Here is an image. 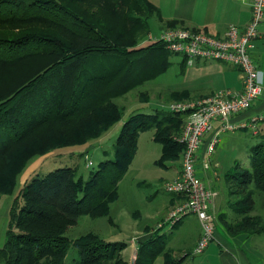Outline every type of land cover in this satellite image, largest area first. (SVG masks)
Masks as SVG:
<instances>
[{"label": "trees", "instance_id": "1", "mask_svg": "<svg viewBox=\"0 0 264 264\" xmlns=\"http://www.w3.org/2000/svg\"><path fill=\"white\" fill-rule=\"evenodd\" d=\"M156 15L150 0H0V195L16 194L34 158L100 139L124 117L115 100L168 71L173 55L164 44L139 46ZM29 60L33 66L20 70ZM185 118L165 110L133 113L112 157L104 151L87 179H78L73 167L31 178L12 203L0 264H66L72 246L78 264H127L126 243L93 233L72 241L65 232L82 216H109L143 132L154 130L163 148L157 165L180 161L185 146L174 137ZM250 152L249 169L237 163L225 175L238 198L231 206L241 216L234 225L224 222L232 236L264 233V219L250 215L256 192L264 201V140ZM168 238L157 231L141 239L135 264H154L160 256L165 264H184L190 253L174 259Z\"/></svg>", "mask_w": 264, "mask_h": 264}, {"label": "rangeland", "instance_id": "2", "mask_svg": "<svg viewBox=\"0 0 264 264\" xmlns=\"http://www.w3.org/2000/svg\"><path fill=\"white\" fill-rule=\"evenodd\" d=\"M156 23L157 21L155 19L150 20L151 31L158 34L161 28ZM147 40L148 37L146 39L144 38V40L139 42V46L152 44ZM172 55V65L166 73L148 82L143 87L132 90L127 95L115 100L124 109V117L105 136L97 140L89 141L83 146L56 149L30 161L28 167L19 177L16 194L11 196L0 195V249L6 243V233L14 198L23 188L24 184L30 181L31 178L36 175L47 174L59 168L73 167L76 169L78 179L83 176L87 179L92 171L97 170L99 162L104 159V151L106 154H110V158L112 157L113 148L120 134L121 127L133 113L153 114L156 110L167 111L166 106L169 104L186 101L183 99L177 100V98H174V95L171 97L169 95L170 93L172 94V90L179 87L180 83V69L178 64L181 59L175 54ZM33 62L32 60L24 62L20 66V70L25 69L29 65L32 67ZM172 97L173 99H171ZM236 131L224 132L217 137L218 141L213 158L207 160L202 165L203 167H201V169L206 171L210 170L211 167L215 169L216 162L212 160L217 161L219 167H217L218 172L214 178L216 181L219 179L224 181L225 175L229 171L235 170L237 163L242 165L243 168L249 169L251 159L250 150L248 149L247 151V148H251L261 142L257 137H253L251 133L246 134L245 132ZM177 137H174L176 142H178L176 140ZM162 149V146L154 141V130L143 132L139 137L138 151L134 160L119 184V198L110 205L109 216L100 218L82 216L75 224L68 225L65 232L66 237L73 241L85 234L93 233L107 242L126 243L127 248L122 252L123 259L127 264H135L139 241L146 237L145 235L148 230H154L155 232V229L162 225L161 222L158 223L160 220V213L158 211H160L164 202L169 200L171 196V194L165 191L164 185L173 180L164 181L172 178L173 173L166 166L156 164L162 155ZM203 149L204 147L201 146L199 157ZM181 163L182 159L180 158L179 162L168 163V165L180 167ZM207 188L215 194L216 198L219 196V193L223 194L226 198L224 210L219 215L214 213L213 223L215 225L218 224L217 227L214 226L216 228L215 241H213L214 245L225 241V246L236 255L240 263H245L240 256V252L242 251L245 259L250 264H264V234L251 238L248 236L234 238L224 224V222H227L228 224L234 225V223L241 220V216L231 206L232 202L238 199L236 196L230 195L231 187H228L227 184L226 187L223 185L220 187L219 193L209 187ZM259 193L256 192L257 196H255L256 210L250 215H260L264 219V201ZM24 203V199H20L19 208ZM167 215L164 220L168 217ZM198 221L194 215L188 216L179 224V227L174 233L183 235L185 240L188 241L191 236L197 233L199 228L201 229ZM185 224H187V230L183 229ZM165 229L172 230L170 225H166ZM161 232L164 231L158 233L161 234ZM223 236L228 237L229 241ZM78 260V252L72 246L68 251L66 264H78ZM187 262L190 264H220L214 258L213 260L207 259V257L201 254L195 257H189Z\"/></svg>", "mask_w": 264, "mask_h": 264}, {"label": "built area", "instance_id": "3", "mask_svg": "<svg viewBox=\"0 0 264 264\" xmlns=\"http://www.w3.org/2000/svg\"><path fill=\"white\" fill-rule=\"evenodd\" d=\"M251 6L252 18L244 28L230 25L224 37L197 32L185 28L166 29L159 36L150 34L148 42H160L175 55H181L191 64L196 60L218 61L235 66L243 75V89L238 93L219 91L211 96L173 102L166 106L168 112L186 116L183 130L176 140L185 146L180 175L164 185L171 195L183 200L168 213L165 223L173 228L184 218L194 215L201 226V236L194 254H202L215 241L212 201L215 194L209 191L198 177L197 164L206 133L213 128L214 121L222 123L219 133L209 142L206 156L214 153L217 137L228 131H236L230 122L232 116L251 109L257 101H264V81L253 58L256 42L261 37L264 22V0H244ZM264 124V113L253 117L242 127L257 134Z\"/></svg>", "mask_w": 264, "mask_h": 264}, {"label": "crops", "instance_id": "4", "mask_svg": "<svg viewBox=\"0 0 264 264\" xmlns=\"http://www.w3.org/2000/svg\"><path fill=\"white\" fill-rule=\"evenodd\" d=\"M150 1L160 10V17L156 15L152 18L157 21L156 24H158L161 28L158 34H155L152 31L149 33V35L153 33L154 36H159L161 32L166 29L185 28L197 32L208 33L216 37H224L230 25H236L240 28H244L252 18L250 3L244 0ZM176 56L180 57L181 59L178 64L180 69V83L179 87L175 90H172V94H169L170 97L174 95L175 98L176 94H183L184 100H193L211 96L222 90H229L233 93L242 91L243 75L239 68L218 61L196 60L190 64L188 62V59L184 56ZM253 58L257 65V68L262 73V78L264 81V22L261 27V37L256 42V49L253 52ZM171 99H173V97ZM262 113H264V101H257L251 109L239 115L232 116L230 122L238 127L236 132H245L246 134L251 133L253 137H257V139L263 141L264 124H261L259 126L257 134L253 133L249 128L242 127V125L247 124L253 117L258 116ZM221 125L222 123L220 121H214L212 130L206 133L204 137L205 141H203L204 143H202V147H204V149L201 153V156L199 157L197 166L198 177L205 183L207 187L217 192L219 191L221 186L225 185L226 187L227 184L225 177L224 181L222 179H217L218 181L214 180L218 172V162L212 160L213 162H216L215 169H213L214 167H211L210 170L206 171L204 169H201V167H203L202 165L207 160L213 158L214 153L212 154V156H206V148L207 144H209V141L219 133ZM251 148H247V151L248 149L251 150ZM168 163L171 164L176 162ZM168 163L167 169L173 173V176L170 179H166L164 182L176 179L180 175L182 169L181 164L180 167H176L174 165L169 166ZM182 200L183 199L180 196L171 195L169 200L165 201L164 205L160 208V211H158V213H160V220L158 223L161 222L162 225L159 224L160 226L155 229V232L154 230H148L145 235L146 237L142 239H146L152 236L154 233H157V231H164L159 235H165L169 237L167 247L173 252L174 259L181 261L182 258H185L186 255L190 253V255L187 256L184 260V264H190L187 262V259L189 257L197 256L194 254V250L200 239L201 229L199 228L197 233L191 236L188 241L185 240V237L183 235L181 236L174 233L179 225H177L172 230L165 229L167 224L165 223L164 218L172 209H174V207L181 203ZM225 200V196L220 193L217 198H214L211 205L213 215L214 213L216 215H219V213L224 210L223 208H225L224 206L226 204ZM183 220L181 221V223L183 222ZM162 221L164 222L162 223ZM219 224L222 225L221 223ZM214 226L217 227L218 224L215 225L214 223ZM183 229L187 230V224L184 225ZM258 235L262 234H240L231 236L234 238L238 236H248L251 238ZM223 237L229 241L228 237ZM224 242H219L218 245H214V243L212 242L201 255L207 257V259L213 260L214 258L220 264H250V262L245 259L244 253L241 250L240 256L245 263H240L236 255L225 246L226 243ZM154 264H165V257H158Z\"/></svg>", "mask_w": 264, "mask_h": 264}]
</instances>
